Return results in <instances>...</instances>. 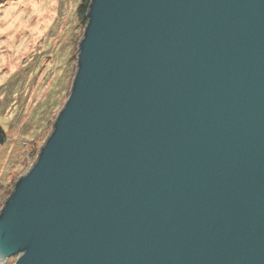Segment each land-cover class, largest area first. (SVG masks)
Segmentation results:
<instances>
[{
	"label": "water",
	"instance_id": "water-1",
	"mask_svg": "<svg viewBox=\"0 0 264 264\" xmlns=\"http://www.w3.org/2000/svg\"><path fill=\"white\" fill-rule=\"evenodd\" d=\"M84 19L0 264H264V0H89Z\"/></svg>",
	"mask_w": 264,
	"mask_h": 264
},
{
	"label": "rangeland",
	"instance_id": "rangeland-1",
	"mask_svg": "<svg viewBox=\"0 0 264 264\" xmlns=\"http://www.w3.org/2000/svg\"><path fill=\"white\" fill-rule=\"evenodd\" d=\"M84 0H0V209L67 99ZM15 256L3 264H12Z\"/></svg>",
	"mask_w": 264,
	"mask_h": 264
},
{
	"label": "trees",
	"instance_id": "trees-1",
	"mask_svg": "<svg viewBox=\"0 0 264 264\" xmlns=\"http://www.w3.org/2000/svg\"><path fill=\"white\" fill-rule=\"evenodd\" d=\"M88 2L89 0H84V2L80 5L78 9V12L81 17H84V13L87 9ZM5 139H6V133L3 130V128L0 126V146L4 143Z\"/></svg>",
	"mask_w": 264,
	"mask_h": 264
}]
</instances>
